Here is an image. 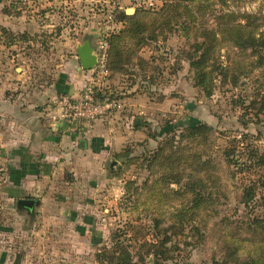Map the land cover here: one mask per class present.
I'll return each mask as SVG.
<instances>
[{"label": "rangeland", "instance_id": "374dc122", "mask_svg": "<svg viewBox=\"0 0 264 264\" xmlns=\"http://www.w3.org/2000/svg\"><path fill=\"white\" fill-rule=\"evenodd\" d=\"M48 1L18 5L14 28L35 38L0 48V98L45 90L76 43L95 48L113 12L122 25L106 84L113 98L128 89L155 105L134 126L156 136L105 165L81 213L18 207L0 162V264H264V43L244 45L264 33V0ZM112 111L99 119L117 126ZM197 122L207 128L186 132ZM70 197L53 191L47 204Z\"/></svg>", "mask_w": 264, "mask_h": 264}, {"label": "crops", "instance_id": "0c3cea01", "mask_svg": "<svg viewBox=\"0 0 264 264\" xmlns=\"http://www.w3.org/2000/svg\"><path fill=\"white\" fill-rule=\"evenodd\" d=\"M19 1L0 0V48L34 42L35 37L28 29L13 26L12 22L24 15L16 12L22 9L18 7L22 4ZM23 34L26 41L21 38ZM79 45L75 44L76 61L62 64L53 83L34 98L30 94L10 100L0 98V162L6 167L1 178L5 179L2 191L16 201L24 197L39 201L42 212L65 213L69 204L74 205L72 211L85 212L88 201L84 199H92L104 184L105 165L113 166L115 157L132 141H150L144 135L145 129L134 126L138 124L135 116H150L155 105L150 102L146 106L137 105L141 95L130 96L128 89H120L116 98L117 126L109 116L79 126H69L57 118L58 109L53 107L52 100L59 95L77 97L89 76L78 60ZM110 89L109 83L106 90L112 94ZM58 190L71 196L69 202L63 200L60 209L55 201L47 204L52 192Z\"/></svg>", "mask_w": 264, "mask_h": 264}, {"label": "built area", "instance_id": "2783aa9c", "mask_svg": "<svg viewBox=\"0 0 264 264\" xmlns=\"http://www.w3.org/2000/svg\"><path fill=\"white\" fill-rule=\"evenodd\" d=\"M26 2L27 0H22L23 4ZM154 2L155 0H146L149 5H153ZM107 18L108 23L103 27L94 48L96 66L88 71L89 76L82 90L77 97L60 95L52 101L53 107L58 109L57 118L69 126L91 124L106 113L119 108L116 100L108 97L99 100L96 97L98 92L104 94L107 89L106 80L109 73L105 65L109 55V38L122 25L120 21L115 20L113 12Z\"/></svg>", "mask_w": 264, "mask_h": 264}, {"label": "trees", "instance_id": "16d2710c", "mask_svg": "<svg viewBox=\"0 0 264 264\" xmlns=\"http://www.w3.org/2000/svg\"><path fill=\"white\" fill-rule=\"evenodd\" d=\"M126 18H131V17H126ZM247 18H249V19H251V18H253V16H251V15H247ZM257 27H260V26H256V28ZM260 36V39H258V37L257 36ZM21 38L22 39H24L25 41H26V34H23V35H21ZM263 38H264V33L263 32H260L259 34H257L256 36H253V37H250L249 38V40L250 41H247V42H244V45H246V46H253V45H255L257 42L259 43V42H261V43H264L263 42ZM243 43L242 42H238V45H242ZM111 48H112V38L110 37L109 38V55H108V58H107V62H106V65H105V68H106V70L108 71V73H109V75H108V78L107 79H109L110 77H111V74H112V70L113 69H116V66L113 64V61H111L110 62V57H111ZM96 97H97V99H99V100H104L106 97H108V98H110L111 100L113 99V100H117L116 98H113V94H110L107 90L104 92V94L102 93V92H98L97 93V95H96ZM203 127H206L207 128V125H203V124H201L200 122H197V123H195V124H193V125H189V126H187L186 127V132H188V133H195V132H198V130L199 129H201V128H203ZM166 135H173L172 133H166ZM156 136V135H155ZM155 136H149V138H152V137H155ZM160 149H162V148H160ZM162 151V150H161ZM228 155V157H230L231 156V154H229V153H227ZM118 156H119V154H118ZM117 156V157H118ZM157 160H158V158H159V153L157 154ZM258 162V164L257 165H259V166H264V160L262 159V158H259V160L257 161ZM162 177H164V176H162ZM173 183H179V181L178 180H175ZM248 193H250L248 196V202H245V206H248V204L250 203V202H252L253 201V199L255 198V195H254V193H251V192H248ZM262 201H263V204H264V199H262ZM259 217V216H258ZM153 255L155 256V258L156 257H158V258H164L165 259V256H164V254H162V253H156V252H153Z\"/></svg>", "mask_w": 264, "mask_h": 264}, {"label": "water", "instance_id": "95a60500", "mask_svg": "<svg viewBox=\"0 0 264 264\" xmlns=\"http://www.w3.org/2000/svg\"><path fill=\"white\" fill-rule=\"evenodd\" d=\"M126 13L133 14V10L128 9ZM77 55L82 70L89 71L96 66L97 58L94 54V49L90 46L88 41L83 42V44L78 47ZM37 205H39V201L35 200L20 199L17 201L18 207L27 208L29 210Z\"/></svg>", "mask_w": 264, "mask_h": 264}]
</instances>
